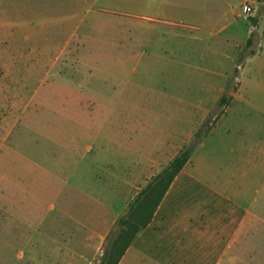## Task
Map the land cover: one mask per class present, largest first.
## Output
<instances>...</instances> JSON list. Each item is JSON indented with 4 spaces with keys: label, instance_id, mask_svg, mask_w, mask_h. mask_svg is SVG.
<instances>
[{
    "label": "rangeland",
    "instance_id": "rangeland-1",
    "mask_svg": "<svg viewBox=\"0 0 264 264\" xmlns=\"http://www.w3.org/2000/svg\"><path fill=\"white\" fill-rule=\"evenodd\" d=\"M203 131L222 183L263 157V3L0 0V264H100L117 224L86 239L133 202L108 194L125 159L164 164ZM249 178L264 203V167Z\"/></svg>",
    "mask_w": 264,
    "mask_h": 264
},
{
    "label": "crops",
    "instance_id": "crops-1",
    "mask_svg": "<svg viewBox=\"0 0 264 264\" xmlns=\"http://www.w3.org/2000/svg\"><path fill=\"white\" fill-rule=\"evenodd\" d=\"M205 147L203 142L193 152L151 224L138 234L119 264H253L254 239L260 243L264 240V203L257 198L255 181L249 177L263 169L264 147L263 157L255 164L249 162L250 166H246L249 160L244 156L245 166L230 167L229 178L224 183L213 174L218 157L206 155ZM183 149L175 146V153L164 164V156L143 163L133 156L125 159V169L119 171L125 173L124 191L108 192L109 197L123 195L128 199L134 193L131 199L134 201ZM238 175L240 179L235 182L233 177ZM121 216L119 213L114 220H107L99 231H90L84 250L94 252L102 239H108ZM103 230H106L104 235ZM87 251L74 257L83 263L89 261Z\"/></svg>",
    "mask_w": 264,
    "mask_h": 264
},
{
    "label": "trees",
    "instance_id": "trees-1",
    "mask_svg": "<svg viewBox=\"0 0 264 264\" xmlns=\"http://www.w3.org/2000/svg\"><path fill=\"white\" fill-rule=\"evenodd\" d=\"M264 4V0H258ZM251 44V42H249ZM225 97L219 104H226ZM199 132L194 143L188 149H183L163 171L148 183L138 194L127 213L117 222L118 232L111 240L100 264H119L126 251L131 247L140 232L145 230L152 222L158 207L170 189L176 177L189 162L194 149L209 133Z\"/></svg>",
    "mask_w": 264,
    "mask_h": 264
},
{
    "label": "built area",
    "instance_id": "built-area-1",
    "mask_svg": "<svg viewBox=\"0 0 264 264\" xmlns=\"http://www.w3.org/2000/svg\"><path fill=\"white\" fill-rule=\"evenodd\" d=\"M243 11H244L245 14H249V13H251L252 8L249 7V6H245V7L243 8Z\"/></svg>",
    "mask_w": 264,
    "mask_h": 264
}]
</instances>
